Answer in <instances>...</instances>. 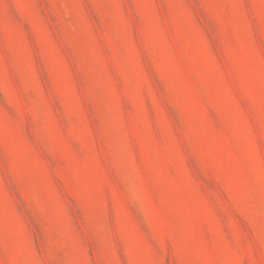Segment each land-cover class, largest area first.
I'll list each match as a JSON object with an SVG mask.
<instances>
[{
    "label": "rangeland",
    "instance_id": "rangeland-1",
    "mask_svg": "<svg viewBox=\"0 0 264 264\" xmlns=\"http://www.w3.org/2000/svg\"><path fill=\"white\" fill-rule=\"evenodd\" d=\"M0 264H264V0H0Z\"/></svg>",
    "mask_w": 264,
    "mask_h": 264
}]
</instances>
